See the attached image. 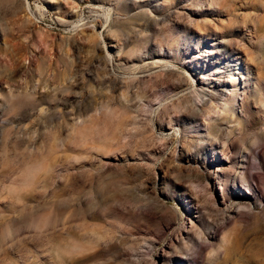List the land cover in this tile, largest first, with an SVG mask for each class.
I'll return each mask as SVG.
<instances>
[{"label":"rangeland","instance_id":"rangeland-1","mask_svg":"<svg viewBox=\"0 0 264 264\" xmlns=\"http://www.w3.org/2000/svg\"><path fill=\"white\" fill-rule=\"evenodd\" d=\"M263 32L264 0H0V264H264Z\"/></svg>","mask_w":264,"mask_h":264},{"label":"bare ground","instance_id":"bare-ground-1","mask_svg":"<svg viewBox=\"0 0 264 264\" xmlns=\"http://www.w3.org/2000/svg\"><path fill=\"white\" fill-rule=\"evenodd\" d=\"M260 38L264 39V32L261 34ZM235 80L236 78H234L233 75L229 78V83L231 84V91L230 93H228L229 95L227 97L220 96L215 98V96H213L209 100H203L202 105L208 108V115L210 118L208 126L214 127L218 125L220 121L225 120L227 118H232L234 120L236 124L235 127L237 125H241L242 117L238 113L240 105L238 103V94L240 93V90H236L235 87L237 86V84H234ZM255 85V87H257V84ZM244 97L246 98V95ZM245 98H243V103H241L242 108L247 105ZM214 102H216L215 105Z\"/></svg>","mask_w":264,"mask_h":264}]
</instances>
